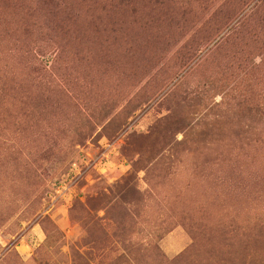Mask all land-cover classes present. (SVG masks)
<instances>
[{
	"label": "rangeland",
	"instance_id": "1",
	"mask_svg": "<svg viewBox=\"0 0 264 264\" xmlns=\"http://www.w3.org/2000/svg\"><path fill=\"white\" fill-rule=\"evenodd\" d=\"M0 264H264V0H0Z\"/></svg>",
	"mask_w": 264,
	"mask_h": 264
},
{
	"label": "trees",
	"instance_id": "2",
	"mask_svg": "<svg viewBox=\"0 0 264 264\" xmlns=\"http://www.w3.org/2000/svg\"><path fill=\"white\" fill-rule=\"evenodd\" d=\"M262 0H260V2H261Z\"/></svg>",
	"mask_w": 264,
	"mask_h": 264
}]
</instances>
